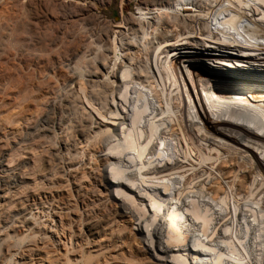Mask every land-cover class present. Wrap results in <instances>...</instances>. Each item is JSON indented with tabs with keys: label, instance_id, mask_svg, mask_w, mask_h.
I'll use <instances>...</instances> for the list:
<instances>
[{
	"label": "rangeland",
	"instance_id": "374dc122",
	"mask_svg": "<svg viewBox=\"0 0 264 264\" xmlns=\"http://www.w3.org/2000/svg\"><path fill=\"white\" fill-rule=\"evenodd\" d=\"M137 2L0 0V159L7 158L4 163L8 167L18 168L16 175L24 177L26 185L0 209V230L8 225L20 206L29 208L33 214V225L29 229L16 224L2 231L9 253L0 250V264H93L103 259V264H116L125 258L137 260V257H143L142 236L133 229V223L127 217L113 216L116 201L113 196L118 194L117 188L106 182L99 170L101 157L95 155L103 144L104 149L112 145L113 153H119L123 159L116 162L119 164H113L117 166L116 172L121 174L119 178L149 183L146 178L150 173L143 174V170L152 171L151 166L145 165L139 171L136 152L126 147L139 136V127L128 139L106 142V135L99 132L79 143L82 140L80 129H84V133L90 132V123L98 119L94 111L103 112L110 106L113 88L110 75L107 74L102 82L88 81L89 75L94 71L106 73L104 64L110 69L119 65L122 39H117L113 33V23L123 14L134 13ZM163 72L169 73L167 86L153 81L152 92L161 101L164 115L175 124L180 119L178 106L165 101L170 97L178 99L179 94L167 63L163 65ZM139 91L130 89L132 104L133 99L140 100L141 94H138L142 91ZM200 93L204 96L203 91ZM135 94L138 97L132 96ZM140 97L143 99V95ZM44 119L62 121L64 127L61 130L54 128L48 136L30 135ZM163 139L159 137L156 145ZM71 140L76 141L75 151L61 149V142L71 143ZM164 152L163 160H196V152L182 139L170 141ZM211 157L209 162L218 182L217 189L203 185L189 194L186 200H192L196 209L193 205L189 208L197 210V216L201 214L197 217L200 230L195 231L196 228L189 224L191 218L187 216L188 220L184 216L180 222L181 233L189 234L191 240L200 236L207 241L200 231L203 226L210 230L214 228L216 211L225 214L234 211L238 217L228 224L231 229L227 237L215 239L213 243L219 247L220 240L230 242L226 246L228 252H232L229 251L232 248L237 252L230 255L237 254V259L244 264H254V258L260 253L262 216L259 214L255 221L250 210L260 209L256 203L259 201L255 199L251 183L244 190L237 188L248 168H243L244 161L237 155L223 150ZM75 158L78 164L66 173L65 165ZM141 161H145L144 157ZM181 178L170 176L169 180L160 181L157 189L159 192L171 186L178 189L183 184ZM225 179L227 183H224ZM166 196L159 195L161 199ZM39 201L45 202L47 209L39 207ZM47 202H51L53 209ZM170 202L173 203L169 206L178 210L185 208L181 200ZM52 210L61 216L62 226H58L59 221ZM248 217L251 223L246 221ZM53 219L56 224H52ZM94 219L104 222V229L99 237L82 240L86 225ZM61 229L64 235L71 236L72 244L63 237L59 241L54 235L62 232ZM15 251H21L24 259L11 255ZM240 253L244 254L245 260Z\"/></svg>",
	"mask_w": 264,
	"mask_h": 264
},
{
	"label": "bare ground",
	"instance_id": "6f19581e",
	"mask_svg": "<svg viewBox=\"0 0 264 264\" xmlns=\"http://www.w3.org/2000/svg\"><path fill=\"white\" fill-rule=\"evenodd\" d=\"M112 28L117 39H122V60L113 69L104 64L106 73L94 71L88 79L102 82L107 74L113 78L110 106L103 112H96L88 105L98 119L90 123V132L80 129L82 140L79 143L99 132L106 135V142L128 139L139 127V136L126 147L136 152L139 171L145 165L152 169L143 170V174L150 173L146 178L149 183L132 182L119 178L121 174L113 164L123 159L119 153H113L112 145L105 150L103 144L95 153L101 157L102 176L110 186L117 188L118 194L113 196L116 200L114 218L127 217L133 229L142 236L143 257L137 260L123 257L125 259L116 264H244L237 259V254L236 258L230 255L237 253L233 248L228 252L230 242L220 240L219 247L213 243L215 239L227 237L231 229L228 224L238 217L234 211L226 214L216 211L214 228L203 226L200 231L207 241L200 236L191 240L189 234L181 233L180 222L184 216L188 220L187 216L191 218L189 224L196 228L195 231L200 230L197 217L201 214L197 216V210L189 208L194 203L186 199L196 187H217L209 160L213 159V153L217 155L221 150L237 155L244 161L243 168H248L237 188L244 190L251 183L255 199L259 201L256 203L260 209L250 210L255 221L259 214L262 216L260 253L254 258V264H264V0H138L136 11L121 15ZM165 63L179 94L178 99L170 97L165 101L178 106L180 119L175 124L164 115L161 101L152 92L153 81L167 86L169 73L163 72ZM130 89L142 91L138 95H143V99L141 95L140 100L133 99L134 105ZM137 100L143 101V105ZM63 127L62 121L44 119L30 135L48 136L54 128L61 130ZM159 137L164 139L157 146ZM181 139L196 152V160H163L170 141ZM76 147V141L61 142V149L65 151H75ZM142 157L145 161H141ZM6 159H0V209L26 186L24 177L16 175L18 168L8 167L4 163ZM78 162L76 158L68 162L64 171H71ZM170 176L182 177L181 187L171 186L159 192V182L169 180ZM227 182L225 179L224 183ZM160 193L167 194L166 199H161ZM169 199L181 200L185 211L169 206L173 203ZM44 203L37 202L39 207L46 208ZM47 204L53 209L51 202ZM193 206L196 209V204ZM53 213L59 221L58 226H62L61 216L55 210ZM32 216L29 208L20 206L5 228L19 224L29 229L33 225ZM99 220L94 219L86 225L82 240L100 236L105 224ZM246 221L252 222L249 217ZM54 222L53 219L52 224H56ZM5 228L0 230V250L9 253L2 232ZM54 235L59 241L63 237L72 244L71 236L64 235L63 230ZM22 254L21 251L11 253L19 255L21 260L24 259ZM104 262L103 259L93 264Z\"/></svg>",
	"mask_w": 264,
	"mask_h": 264
}]
</instances>
